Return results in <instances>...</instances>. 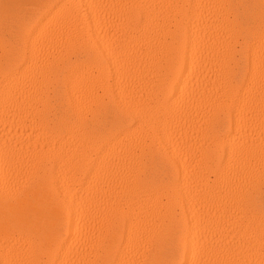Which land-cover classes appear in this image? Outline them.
Here are the masks:
<instances>
[{
	"label": "bare ground",
	"instance_id": "6f19581e",
	"mask_svg": "<svg viewBox=\"0 0 264 264\" xmlns=\"http://www.w3.org/2000/svg\"><path fill=\"white\" fill-rule=\"evenodd\" d=\"M0 264H264V0H0Z\"/></svg>",
	"mask_w": 264,
	"mask_h": 264
}]
</instances>
